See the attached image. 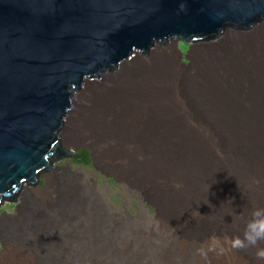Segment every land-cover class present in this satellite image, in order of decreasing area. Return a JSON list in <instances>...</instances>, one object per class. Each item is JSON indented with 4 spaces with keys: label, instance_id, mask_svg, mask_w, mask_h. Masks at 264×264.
Masks as SVG:
<instances>
[{
    "label": "bare ground",
    "instance_id": "bare-ground-1",
    "mask_svg": "<svg viewBox=\"0 0 264 264\" xmlns=\"http://www.w3.org/2000/svg\"><path fill=\"white\" fill-rule=\"evenodd\" d=\"M246 38L237 47L242 54L230 46L222 55H210L198 65V74L186 80L165 60L137 63L135 54L129 64L116 66L120 71L113 76L112 88L95 93L84 84L87 90L80 92L63 137L77 141L85 135L102 148L104 161L115 172L143 193L150 191L166 221L181 217L198 223L206 217L219 227L217 236L242 235L251 211L264 207V38L257 33ZM105 79L111 82L108 75ZM190 121L198 144L180 151L183 147L175 138L190 132L184 123ZM59 140L62 157L68 155L73 165L71 158L79 149L66 148ZM69 168H54L49 178L55 170L63 174L71 172ZM67 194L54 202L50 222L32 226L42 220L40 207L21 220L24 233H14L18 227L5 231L8 242L16 239L13 244L30 253L11 252L0 257V264H74L80 259L75 256L80 244H87L88 264L101 258L97 228L84 236L72 225L65 234L60 232ZM25 230L34 233L27 236ZM209 259L211 264H264L255 248L231 250L225 256L210 253Z\"/></svg>",
    "mask_w": 264,
    "mask_h": 264
},
{
    "label": "water",
    "instance_id": "water-1",
    "mask_svg": "<svg viewBox=\"0 0 264 264\" xmlns=\"http://www.w3.org/2000/svg\"><path fill=\"white\" fill-rule=\"evenodd\" d=\"M264 25V0H0V215L67 165L59 136L84 84L132 52L213 45ZM180 44V45H181Z\"/></svg>",
    "mask_w": 264,
    "mask_h": 264
},
{
    "label": "rangeland",
    "instance_id": "rangeland-1",
    "mask_svg": "<svg viewBox=\"0 0 264 264\" xmlns=\"http://www.w3.org/2000/svg\"><path fill=\"white\" fill-rule=\"evenodd\" d=\"M253 33L260 34L264 38V25ZM246 35L229 34L221 42L199 48L185 46L184 49L180 44H174V46L162 49V44H157L151 59L165 60L182 80L191 79L198 74V65L201 61L208 60V56L219 51L220 55L224 54L221 51L229 49L230 46L240 49V44L248 40L245 39ZM250 40L253 39L250 38ZM180 52H183L182 55ZM135 54L138 55L136 59L138 63L141 52H132L131 59ZM116 69L119 74V67ZM105 77L102 78V86L93 85L90 92L97 93L109 86L112 88L115 78L107 82ZM86 90L85 87L84 92ZM82 102L86 103L84 97ZM71 107L73 108L74 104H71ZM184 123L188 125L190 132L188 134L178 132L180 133V135L177 134L179 138L176 137L175 140L183 147L180 151L190 150L198 144H196L198 134L194 130V123L192 121ZM202 137L208 143V134L203 133ZM60 138L64 146L71 150L74 148L88 149L93 157L92 166L83 167L74 163L73 165H62V169L70 167L71 172L61 174L55 170L57 173L52 172L50 178L48 177L44 183L41 182L39 190L27 192V197L21 200L19 207L3 209L0 215V257L16 251L20 254L22 251L24 254L30 253L13 244L16 239L11 238L8 242L5 231L19 228L26 213L40 207L42 208L40 212L42 220H34L32 226L37 227L40 223L50 222V218L55 213L54 202L61 200V194L65 196L64 194L68 193V205L64 209L66 219L59 230L65 234L72 225L75 232L84 236L91 233L92 228L98 229L97 240L101 243L98 251H102V254L99 253L98 256L101 258L92 264H177L178 260L182 264H203L201 258L195 254V250L206 244L210 237L217 236L219 227L213 226L206 217H203L201 222H198L199 224L195 221L183 220L178 216L177 219L170 217L171 219L166 221L161 207L159 208L150 191L147 194L143 193L128 179L115 172L102 157V152L105 151L102 148H96L87 136L83 135L77 141H67L63 136ZM176 187L178 189V186H174ZM20 230L21 228L16 229L14 233H21ZM25 231L27 236L34 233V230ZM201 232L205 235L200 236ZM86 250L87 244L86 246L80 244L76 247L75 256L80 259L74 264L90 263L86 261ZM27 261L23 262L35 264L31 260V262L28 261L30 263Z\"/></svg>",
    "mask_w": 264,
    "mask_h": 264
},
{
    "label": "clouds",
    "instance_id": "clouds-1",
    "mask_svg": "<svg viewBox=\"0 0 264 264\" xmlns=\"http://www.w3.org/2000/svg\"><path fill=\"white\" fill-rule=\"evenodd\" d=\"M248 248H255L257 259L264 261V207H257L251 211L242 235L210 237L206 244L196 248L195 254L201 258L203 264H211L210 253L225 256L231 250ZM177 264L182 262L178 260Z\"/></svg>",
    "mask_w": 264,
    "mask_h": 264
},
{
    "label": "trees",
    "instance_id": "trees-1",
    "mask_svg": "<svg viewBox=\"0 0 264 264\" xmlns=\"http://www.w3.org/2000/svg\"><path fill=\"white\" fill-rule=\"evenodd\" d=\"M180 46L185 49V45L181 44ZM71 161H73L72 163L81 165L83 167H90L93 163L91 152L88 149H81L78 152H75L71 158Z\"/></svg>",
    "mask_w": 264,
    "mask_h": 264
}]
</instances>
